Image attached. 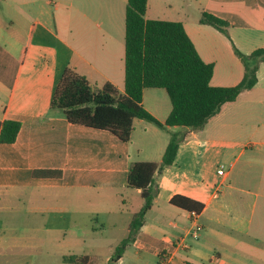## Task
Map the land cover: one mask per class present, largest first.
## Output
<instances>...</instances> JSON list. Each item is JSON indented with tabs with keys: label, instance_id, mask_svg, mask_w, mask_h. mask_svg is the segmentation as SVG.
Returning <instances> with one entry per match:
<instances>
[{
	"label": "crops",
	"instance_id": "obj_1",
	"mask_svg": "<svg viewBox=\"0 0 264 264\" xmlns=\"http://www.w3.org/2000/svg\"><path fill=\"white\" fill-rule=\"evenodd\" d=\"M77 1L0 0V124L14 120L21 125L14 143L0 144V259L7 252H33L38 253L39 261L50 264L52 247H73L78 240L72 237L74 231L96 229L82 223L83 213L79 215L72 208H61V217H56L53 213L57 208L52 203L59 197H70L69 193L88 198L83 195L126 188L132 163H159L170 135L185 132L135 119L130 141L122 143L108 132L70 124L60 112L50 110L54 89L65 69L85 77L93 89L110 83L120 94L124 92L127 0ZM203 13L227 22L228 35L201 25ZM145 19L181 23L201 59L213 64V87H232L242 80L244 68L233 47L245 55L264 48V0H147ZM160 90L144 89L142 106L164 123L172 107L166 91ZM262 148L264 62L259 64L257 83L251 90L224 104L202 130L187 132L174 163L156 176L158 194L131 244L138 257L129 254L128 246L116 264H137L150 257L156 264L163 258H170V264L264 262V240L239 241L214 230V226L227 223L230 231L243 227L241 216L234 222L229 216L232 208L243 204L233 202V191L223 190L229 188L226 183L231 169L220 185L216 158H231L238 151L239 159L246 150L259 153ZM198 157H204L203 161L198 162ZM246 164L256 166L258 162L249 159ZM36 169L61 170L62 177L34 179L31 172ZM52 189L69 193L55 194ZM174 195L202 203V212L192 217L170 205ZM120 202L118 211L108 212L112 219L101 223L102 229L119 226L126 201ZM142 205L143 201L139 210ZM155 210L162 215L151 224L148 219ZM136 213L126 214L122 232L116 234L111 246L127 237ZM57 219L65 223L52 221ZM246 220L248 231L251 222ZM193 222L200 228L197 239L190 235ZM166 228L173 234L165 235ZM203 231L214 239L204 237ZM217 245L222 248H214ZM69 256L59 254L55 259L66 263L64 258ZM86 257L88 264L96 261Z\"/></svg>",
	"mask_w": 264,
	"mask_h": 264
},
{
	"label": "trees",
	"instance_id": "obj_2",
	"mask_svg": "<svg viewBox=\"0 0 264 264\" xmlns=\"http://www.w3.org/2000/svg\"><path fill=\"white\" fill-rule=\"evenodd\" d=\"M147 0H127L125 9L124 92L120 94L110 83L93 89L85 77L65 69L54 89L50 110L60 112L73 125L105 131L118 141L128 143L135 119L144 120L159 128L178 127L185 132L172 133L161 161L135 162L128 169L126 185L139 190L143 205L134 214L128 235L114 249L108 264H116L126 247L133 243L143 226L158 194L156 176L174 163L180 144L188 131H200L221 107L234 102L244 91L257 83L259 64L264 62V48L249 55L233 47L241 61L242 80L232 87H213L210 80L214 66L205 63L179 22L146 20ZM201 25L227 34V22L203 13ZM144 89H163L168 94L171 112L164 123L158 122L142 106ZM20 123L5 120L0 124V144L16 141ZM34 179H60L62 171L36 169ZM170 205L198 216L204 205L183 195H174ZM68 264H88L86 256L65 257Z\"/></svg>",
	"mask_w": 264,
	"mask_h": 264
},
{
	"label": "rangeland",
	"instance_id": "obj_3",
	"mask_svg": "<svg viewBox=\"0 0 264 264\" xmlns=\"http://www.w3.org/2000/svg\"><path fill=\"white\" fill-rule=\"evenodd\" d=\"M80 1V0H79ZM77 3L78 1L75 0ZM27 40V39H26ZM21 52L18 53L19 59H21ZM164 93V90H160ZM148 98V97H147ZM136 141V137L134 138V142ZM238 151L235 152L234 156L229 157H217L216 162L219 166L224 167V171L227 172L230 169V174L227 179L228 187L223 188V190L227 189L234 192L233 194V202H238V208H232L229 216L232 222L235 221L236 216H241L239 220L243 222V227L240 226V229H234L235 225L232 223V231H230V224L224 226H214V230L218 231L222 234H230V236L235 240H247L249 242H254L255 238L264 240V211H261L262 202L264 199L262 196L264 195V148L257 153L254 150H246V154L236 159ZM253 156V157H252ZM252 157V158H250ZM204 157H198V162H202ZM249 159H254L258 162L256 166L247 165L246 162ZM234 163L232 168H230V163ZM193 172V171H190ZM59 191V193H58ZM67 191L64 189H52V193L55 194H63ZM69 193V192H67ZM70 197L61 198L59 197L56 202L52 203V206H56V211L53 213L56 217H61V208L68 207L72 208L73 211L79 212L82 218L79 219L82 223H90V226H94L96 229H81L78 231H74L72 237L77 236V243L73 247H52V261L50 264H66L63 263L60 259L55 256L59 254H67L70 256H90L95 257L96 261L94 264H102L105 263L107 258H110L116 246L111 244L114 243L117 238L116 234L122 232L121 226L124 225L126 220L127 213H136L139 210V206L142 204V200L140 195L132 188L126 186V188L117 189L112 192L101 191L99 195H83L88 198H81L78 195L70 194ZM67 198V199H66ZM121 199L126 201L125 206L123 208V215L119 220V226L117 228H111L107 225L106 229L101 228V223L108 224V220L112 219V216L108 215V212L118 211L121 208ZM236 210L239 213H236ZM232 212V214H231ZM85 213L90 214V216L85 215ZM93 214V215H92ZM98 214V215H97ZM162 214L155 210L152 214H150L148 222L151 224H156V221H159V217ZM250 220L251 226L247 231V220ZM89 219V220H88ZM88 220V221H87ZM116 220V218H115ZM56 223H65L64 221L57 219L52 220ZM229 225V226H228ZM261 225L262 229H257V227ZM84 226V225H83ZM243 228V230H242ZM257 231H260L257 234ZM245 232V233H244ZM173 234L172 229L166 228L165 235ZM69 235V234H68ZM202 235L207 237L208 239H214L212 235L207 234V232L203 231ZM216 237V236H215ZM191 240L190 237L187 238ZM132 244V243H131ZM131 244L128 246L129 254L132 256H136L137 252L135 248L131 247ZM127 246V247H128ZM260 246V245H255ZM126 247V249H127ZM216 249H221L222 246H214ZM17 256H23L25 259H18ZM38 253L26 252V253H14L7 252L6 255L0 259V264H41L44 261H39ZM136 261V260H135ZM109 263V261H108ZM107 263V264H108ZM137 264H156L155 259L150 257L145 262H135ZM93 264V263H92ZM124 264H129L125 262ZM257 264H264V262H258Z\"/></svg>",
	"mask_w": 264,
	"mask_h": 264
},
{
	"label": "built area",
	"instance_id": "obj_4",
	"mask_svg": "<svg viewBox=\"0 0 264 264\" xmlns=\"http://www.w3.org/2000/svg\"><path fill=\"white\" fill-rule=\"evenodd\" d=\"M232 167V165H230V168ZM217 175L222 179V182H220V185H223V181L226 180L227 178V172L224 171V167L221 165L217 171ZM192 217H195L196 215L191 214ZM199 226L197 225V223L193 222V228L191 231V237L193 239H197L199 237ZM171 260L170 258H163L159 264H170Z\"/></svg>",
	"mask_w": 264,
	"mask_h": 264
}]
</instances>
